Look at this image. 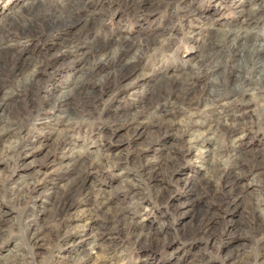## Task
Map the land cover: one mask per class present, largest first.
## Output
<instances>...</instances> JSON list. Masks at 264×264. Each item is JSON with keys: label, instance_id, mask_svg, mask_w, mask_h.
Segmentation results:
<instances>
[{"label": "clouds", "instance_id": "1", "mask_svg": "<svg viewBox=\"0 0 264 264\" xmlns=\"http://www.w3.org/2000/svg\"><path fill=\"white\" fill-rule=\"evenodd\" d=\"M88 2L26 0L22 12L4 16L0 52L45 35L44 26L76 30L85 59L99 56L95 64L102 61L110 69L107 80L114 68L120 80L130 81L120 87L135 86L128 99L145 107L137 105L123 121L101 119L107 101L104 89L96 88L101 80L95 64L54 103L63 118L72 109L85 122L81 139L89 158L104 159L112 145H126L109 158V175L118 184L110 193L100 192L89 217L96 224L90 236L80 234L88 246L69 248L66 233L55 231L51 223L54 218L59 228L70 218L59 215L69 184L37 192L34 178L13 179L27 167L24 157L35 150L30 148L31 130L43 122L33 95L34 90L39 95L38 82L33 75H21L31 66L27 57L19 71L0 66V89L6 90L0 100V141L6 144L0 152V264H94V250L102 251L108 264H135L129 249L154 244L163 250L174 241L182 252L174 250L169 264H264V57L257 55L264 52V0H231L228 5L221 0L215 13L200 17L183 0H107L99 12L91 11ZM11 4L0 0L4 10ZM231 15L244 16V22L237 26L220 19ZM99 34L107 40L102 56L89 47ZM141 117L146 119L137 143L115 136L116 127H140ZM105 127L112 132L105 134ZM26 129L28 135L23 134ZM166 137L171 142L162 144ZM93 144L97 153H87ZM213 153L217 163L209 165ZM83 164L73 179L86 183L92 169L86 160ZM191 165L196 189L187 205L170 207L168 198L179 190L172 176ZM201 167L206 175L196 171ZM94 170L99 178L105 166ZM213 175L223 176V183L214 187ZM98 183L94 179L87 191L82 188V199L90 198ZM121 196L118 206L109 207L113 197ZM37 200L44 202L39 210ZM156 208L168 217L160 224L164 237L143 228L142 218ZM42 213L49 217L43 223ZM177 215L184 219L176 221Z\"/></svg>", "mask_w": 264, "mask_h": 264}, {"label": "rangeland", "instance_id": "2", "mask_svg": "<svg viewBox=\"0 0 264 264\" xmlns=\"http://www.w3.org/2000/svg\"><path fill=\"white\" fill-rule=\"evenodd\" d=\"M102 1H104V3H101ZM25 2L26 0H12V4L9 6L7 10H4L2 6H0V19L4 18V16L8 15V13L10 12L11 13L15 12ZM106 2L107 0H90L89 4L90 3L91 4L89 5V8L92 9L93 11H96L98 9V6L102 8L106 5ZM183 3L188 6L189 10H195L196 15L200 17L201 15L210 16L212 15V13H215L217 10V6L221 3V0H183ZM197 3L201 5L200 8H197ZM223 3L224 5H228L231 3V0H223ZM243 6L244 5H241V7ZM221 11H225V8H221ZM230 11L235 13L236 10L231 9ZM241 18H242V15L239 16L238 18L235 15H231L227 17L225 16L220 17V19L232 20L233 23L236 25L241 20ZM119 20H120V14L117 13L115 17V21H119ZM141 23H143V21H141ZM71 35H72V31L65 30V32L62 34L61 37L62 39H64V38L70 37ZM195 39H196L195 37L192 38L193 42H195ZM60 40L61 39L59 37L55 38L54 43L51 42V45H49L51 46V49L47 53L48 55L43 54L40 57L41 58L40 60L42 61L44 65L43 69H41L39 72L40 73L39 78L42 80L40 84L41 88L39 89L38 96H36V92H34L33 95L36 97L34 101L36 104V110L37 112L41 113L42 118L43 116H45L43 112V109H44L43 108V95L45 93L46 94L51 93L52 89H55L56 94L59 91L63 90L60 87H58V84L66 83L69 85L72 78L75 76L77 77L79 75L77 71H75L74 68L82 64V60L81 58H79L80 60L78 61L74 60L73 62L69 63L67 66H61L60 68L58 67L59 63L64 62L66 60L65 58H67V50L60 49ZM37 41H36V46L33 49L35 52H38L39 49H43V47H45V45H43L39 39ZM93 41L94 42L97 41L105 45L107 44V40L104 34L96 35ZM32 46H33L32 42L30 43L26 42L25 44H22V45H15L11 48V53L13 55V53L15 52L16 55L24 56L25 54L29 52V50L32 49ZM17 48L20 49L19 52H16ZM52 53L54 54L53 56L51 55ZM35 54L31 56L34 57ZM71 55L72 54L68 55V57L74 56V55L72 56ZM75 56L78 57L80 55H75ZM134 87L135 86L130 88L131 91L128 90L119 96H113L112 93H110V95L104 94L103 99L107 101V104L104 106V112L101 114V119L112 122L110 119V114L112 113H116L120 111L122 112V114L128 113L130 115L132 112L137 111V105L140 108L145 107V104L143 103H139L138 101L133 102L130 99H128V97L131 96ZM96 88L100 89L101 85L97 84ZM109 97H111V99H109ZM26 107L29 112L32 111V109L30 108V105H27ZM189 113H192V112H189ZM145 119H146L145 117H141L142 123ZM179 120L182 121L183 117L182 118L179 117L178 121ZM60 123H62V120L58 116L55 115L50 119H46V125H47L46 127L36 125L35 128L31 130V136L29 137L31 141L29 143H30V148L35 149V150L30 151V154L25 156L24 159L22 160V163L27 165V167H21L17 171L16 175L13 177L15 181L24 182L26 179L34 178L36 181H38V184L36 186L37 192L48 191V190L55 191L56 189L60 188L61 185L69 183V177L70 175H72V173L66 174L64 170H59L58 164L60 163L65 164L66 162H68L69 160L68 157L71 156V151H70L71 149H73V151L81 150L85 152L84 141L83 139H81V137L84 134L83 130L85 127V122L79 121L78 123L73 124L74 129L72 130V132L68 134L64 140L58 142L56 129L59 128ZM142 123H141V127L144 126V124ZM112 130H113L112 127H105L104 133L105 134L111 133ZM142 130L143 129H141L140 127H136V128H130L127 126H123L119 128L116 127L115 136L124 137L126 140L135 144L137 143L135 137L139 136ZM28 132L29 130L26 129L23 134L28 135ZM73 133L75 134L73 135ZM260 135H264V134H260ZM93 139H95V137H93ZM141 139H143V137H141ZM242 139H247V138L242 137ZM166 142L170 143L171 138L166 137L164 141H161L162 144ZM254 143L259 144L260 141L256 140L254 141ZM5 146L6 144L3 141H0V152L3 151ZM125 146L126 145L124 144L112 145L108 149V151L103 154L104 159H100V161H101V164L105 166L104 174L103 176L97 178L96 172L89 171V173L87 174L88 180H89V181L87 180L86 182L87 186L92 185L91 182H93L94 179H98L99 181L97 187L106 188L107 191L108 190L111 191L112 187L118 184L119 181L117 179L112 178L109 175L111 171V169L108 167L110 163L109 158L112 154L119 152V150ZM87 151L88 153H97L95 144H93L92 147L88 148ZM94 156H98V155H92L91 158H93ZM86 158L90 159L88 156H86ZM215 163H217V158L215 154L213 153L209 155L208 164L213 165ZM194 167H195L194 165L186 166L180 172H176L172 176V179L177 182V187L179 188V190L174 195L168 198V205L170 207L175 208L180 205L188 204L189 200L191 199L196 189V186L191 182L192 177L189 175V173L192 172ZM2 168H4V165L0 163V169ZM77 171L81 172L82 170L77 168ZM196 171H198L201 175L207 174L205 173L204 168L202 167L196 169ZM214 177L215 175L211 177V183L213 182L212 185L214 187L220 183H223L224 181L223 176L222 178L219 177V179H217L216 177L214 178ZM152 183L157 184L158 181L153 180ZM122 198H123L122 196L119 197V199H117L116 197H113V200H111V202L109 201L111 203L109 204V207L118 206L120 199ZM43 203L44 202L41 200L35 201V204L38 210ZM147 207H148V202H145V208ZM85 208H87V204L83 203L81 201V198H76L75 203L73 204L72 210L67 215L68 217H70L69 218L70 220L63 219L66 215L62 216V214H60L61 219H63V223H61V225L64 228V231L67 232L66 235H69L73 239L72 240L73 244L68 245L69 248H72L76 244L82 245V243L84 244V247L88 246L80 238L81 233H84L90 236V232L83 227V210ZM163 212H164L163 208H156V209H153V213L151 216H148L146 214L142 218V224H143V228L145 232L154 233V234L160 235L161 237L166 236V231L163 233L160 231V224L165 219H168V217L162 215ZM175 219L176 221L179 222V221H182L184 218L177 215ZM48 220H49V217L46 214L42 213L41 222L43 223ZM51 223L55 230L56 221L54 218L51 220ZM58 232L60 231L58 230ZM242 239H244V237L237 238V240H242ZM179 243H180L179 241H174L169 244H165L163 245V250H161L160 247L154 244H149L147 247L146 246L143 247L142 251L138 249H129L128 254L133 256L135 260V264H169L170 257L174 254V250L177 253L182 252V249H179L177 247ZM44 247L46 248L47 245H44ZM232 247L235 249H238L237 243L234 242ZM121 254H124L123 249L121 250ZM237 254H238V251H237ZM103 258H105V255L103 254L102 251L94 250V264L102 263L101 259ZM236 264H243V261L238 260L236 261Z\"/></svg>", "mask_w": 264, "mask_h": 264}, {"label": "bare ground", "instance_id": "3", "mask_svg": "<svg viewBox=\"0 0 264 264\" xmlns=\"http://www.w3.org/2000/svg\"><path fill=\"white\" fill-rule=\"evenodd\" d=\"M89 2H90V0H89ZM89 2H88V7L91 4V3L89 4ZM101 3H104V1H102ZM101 9L102 8L98 6V9L96 11H93L92 9H90V10L93 11V12H99ZM17 10H19L21 12L23 11L22 7H19ZM16 11L13 12V14H15ZM243 22H244V16H242V18L238 22L237 26L239 24H242ZM3 23H4V18H1L0 19V28L3 27ZM65 30L67 31L69 29L65 28V29L61 30L59 28H54V27H51V26H44L42 28V31L45 33V35L40 36V37H38L35 40H28L27 42H29V43L32 42L33 43L32 49L29 50V52L27 54H25L24 56L16 55V56L20 57L19 61L16 60V56L12 55L11 48L13 46H11V45H10L9 51L0 52V66H6L7 69L9 70V72H11L13 69H15L16 71H19V65L24 63V57H27V60H28V62H30L31 66L28 68L27 73H21V75H24L26 79H27L28 75H33L35 80L38 82V84H37L38 90L41 88L40 84H41V81H42L39 78V74H40L39 72L44 67L42 61L40 60L41 59L40 57L43 54L46 55L49 52V50L51 49V46H49V45H51V42L54 43V39L55 38L59 37L61 39L60 40V49L67 50V58H65L66 60L64 62L59 63V65H58L59 68L61 66H67L69 63L73 62L74 60L78 61V60H80L79 58H81L82 64L80 66H77V67L74 68L75 71H77V73L79 75L77 77L76 76L73 77L69 85L66 84V83L65 84L60 83V84H58V87H60L63 90L59 91L56 94L55 89H52L51 93H49V94L45 93L43 95V108H44L43 112H44L45 116H43V118H42L43 122L40 123V124H37V125L46 127L47 126L46 125V119H50V118H52L55 115L58 116L62 120V123H60L59 128L56 129L57 141L58 142L64 140L66 138V136L72 132V130L74 129L73 124L78 123L79 121H82V120L78 117V115H76L75 110H72V109H70V113H71L70 116L68 118H63L62 113L54 111L53 105L58 99L61 98L62 94L65 93L66 90L67 91H71L70 85L72 83L80 81L82 75L88 73L91 65L95 64V61L99 59V56H96L91 61L86 60L85 56H84V53H85L86 49L82 48L81 45H80L78 32L76 30H71L72 31V35L70 37H68V38L62 39L61 36L65 32ZM38 39L42 42L43 45H45V47H43V49H39L38 52H35L33 49L35 48L36 41ZM102 42H103V40H102ZM106 46H107V44L105 45V44L99 43L97 41H95V42L92 41L91 45H89V47H95L97 50H99L101 56L103 55V51L106 48ZM32 53L33 54L36 53L34 57L31 56V55H33ZM70 54H72L74 56L71 55L72 57H68V55H70ZM51 55L53 56L54 54L52 53ZM75 55H80V56L76 57ZM257 55L261 56V57H264V52L258 53ZM109 71H110V69L107 66H105L102 61L99 64H95V76H96V78L101 80V83H99V85H101V87L104 89V92H105L104 94L110 95V93H112V94L115 93V95H113V96H119L122 93L130 90L129 87H120V85H122V84L123 85L129 84L130 81L129 80H120L119 79L120 74L114 68L111 69V73H112L111 79L110 80L104 79L106 77V73L109 72ZM127 88H129V89H127ZM5 92H6L5 89H0V100H2L4 98ZM34 92H35V90L33 91V94H34ZM25 95H27V94H25ZM13 99H15V98L13 97ZM202 107H204L206 109L207 105H202ZM30 108L32 109L31 106H30ZM0 111H2V108H0ZM188 115L192 116V115H194V113H188ZM128 116H129L128 113L122 114V112L119 111V112L110 114V119L114 123L117 120L123 121ZM120 127H123V126H120ZM143 127L144 126H142V127L140 126L141 129H143ZM30 141L31 140L29 138V142ZM70 151H71V156L68 157V159H69L68 162L63 164L64 165L63 167L61 166L62 163L58 164V166H59L58 169L59 170H64V172H66V174L72 173V175H70V177H69L68 191L64 195V202H65L64 209L62 211H60L59 215L62 214V216H65V215L67 216L69 214V212L73 208V204H74L73 200H75L76 198H81V201L83 203L87 204V208H85L83 210V227L86 230H88L90 232V234H91V230H92L93 226L96 224V221L94 219L89 218L91 216V210L93 208V204L97 200L100 192L101 191H107V189L106 188L96 187V189L94 190V193L91 195L90 198L82 199V197H81V189L83 188L84 191H87L88 186H87V184L84 181L74 180L73 178L77 177L78 174L80 173L79 171H77V168L81 169V170L83 169V167H84L83 161H85V160L87 161V167L89 169H92L91 172H93V171L95 172L94 169L98 165L101 164V161H100V158L98 156H94L93 158L87 159L86 156H88V155L84 151H81V150H74L73 151V149H71ZM87 153H88V151H87ZM76 157H79V160H77ZM221 178H222V176H221ZM87 180H88V175H87ZM37 184H36V186H37ZM89 186H91V185H89ZM107 192L110 193L111 191L108 190ZM110 202H109V204H111ZM58 230L60 232H62L61 234H65V233L67 234V232L64 231V228L62 227L61 224H60L59 228L55 227V231H58ZM65 240L67 241V245L73 244V242H72L73 239L69 235L65 236ZM74 244H76V243H74ZM81 246L84 247V244L82 243ZM101 247H103V246H101ZM142 248L143 247L139 248L138 250L142 251ZM101 260H102L101 261L102 263H100V264H108V261H107L106 257L101 259Z\"/></svg>", "mask_w": 264, "mask_h": 264}]
</instances>
